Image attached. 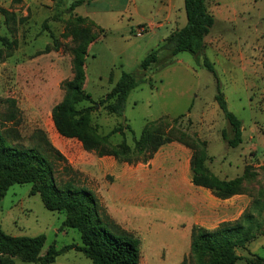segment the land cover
Listing matches in <instances>:
<instances>
[{
  "label": "rangeland",
  "instance_id": "rangeland-1",
  "mask_svg": "<svg viewBox=\"0 0 264 264\" xmlns=\"http://www.w3.org/2000/svg\"><path fill=\"white\" fill-rule=\"evenodd\" d=\"M71 1L0 0V36L12 41L10 47L0 41V124L17 130L18 136L9 140L22 147L34 145L33 133L43 131L64 158L56 162V180L73 178L90 189L114 222L139 238V264H180L189 253L188 227L195 207L185 189L191 150L172 140L147 162L130 164L86 151L53 126L50 112L62 96L61 81L72 77L75 42L61 36ZM206 3L214 24L204 37L205 54L216 77L202 64V57L197 62L189 52H179L170 64L159 69L152 64L145 71L151 85L146 81L131 89L120 115L97 106L91 122L99 134L121 125L124 139L132 146L133 135L139 136L148 122L162 117L171 121L183 114L174 132L185 130L206 140L208 167L222 174L224 165L225 177H242L244 211H252L263 228L264 0ZM71 14L84 17L83 26L96 36L87 48L83 82L93 99L108 91L123 70L139 71V61L186 21L183 0H83ZM137 31L141 35H135ZM216 80L228 110L242 122V141L234 148L221 137L222 129L229 135L230 129L214 100ZM9 100L15 104L16 123L5 121ZM122 138L116 132L110 141L118 143ZM29 190V183L8 187L0 199L2 229L11 235L43 234L42 252L50 244L56 248L79 244L78 231L62 227L64 212L48 210L39 194ZM250 252L264 256V235L254 237L246 249L237 247L241 257ZM13 264L35 263L15 259ZM50 264L91 261L70 249ZM186 264L194 263L188 259ZM237 264L247 263L242 259Z\"/></svg>",
  "mask_w": 264,
  "mask_h": 264
},
{
  "label": "trees",
  "instance_id": "trees-1",
  "mask_svg": "<svg viewBox=\"0 0 264 264\" xmlns=\"http://www.w3.org/2000/svg\"><path fill=\"white\" fill-rule=\"evenodd\" d=\"M82 2L72 0L69 3L66 12L70 15L64 20L61 32L62 37H71L75 46L71 50L72 77L61 81L62 96L50 112L57 133L65 138L76 139L84 150L93 151L97 156H112L130 164L147 162L162 144L175 140L191 150L189 166L193 185L206 188L221 199L243 193L242 177L224 179L210 170L206 164L209 159L206 140L185 130L178 134L174 132L177 120L183 114L171 121L162 117L148 122L139 136L133 135L132 146L124 139L121 125L105 134H99L91 122V113L97 106H102L108 113L120 115L131 89L146 81L151 85L145 71L152 64H157L158 69L170 64L179 52H189L197 62L202 57V64L216 77L214 66L205 54L204 37L214 24L206 0H183L185 23L170 32L157 48L150 50L139 61V71L123 70L111 88L97 99H93L83 88L87 48L96 36L83 26L86 22L84 17L71 14ZM1 11L6 13L4 9ZM56 16L59 18V15ZM0 41L8 47L12 44L5 36H0ZM53 41L56 47L57 40L54 38ZM216 81L214 100L230 129V135L222 129L221 137L227 146L234 148L242 141V122L228 110L224 94ZM9 102L11 108L5 121L16 123L15 104L13 100ZM126 128L132 132L129 125ZM116 132L123 138L118 143H112L110 136ZM15 136H18L17 130L4 128V124H0V199L10 185L29 183L30 194L38 193L48 210L64 212L62 227L76 229L80 243L60 248L50 244L42 252L45 242L43 234L11 235L0 225V264H13L15 259L27 263L50 264L59 254L70 249L81 252L90 259L91 264H139V238L114 222L90 189L75 182L73 178L56 180V162L64 158L43 131L38 129L33 133L36 142L28 147L13 144L9 138ZM262 198L264 202V194ZM261 227L255 221L252 211H244L237 220L223 222L211 230L193 225L190 230L189 253L180 264H186L188 259L193 260L194 264H237L238 259L242 258L247 264H264V256L249 253L241 257L236 253L237 247H244L257 235H264V226ZM255 229L258 231L255 232Z\"/></svg>",
  "mask_w": 264,
  "mask_h": 264
},
{
  "label": "crops",
  "instance_id": "crops-1",
  "mask_svg": "<svg viewBox=\"0 0 264 264\" xmlns=\"http://www.w3.org/2000/svg\"><path fill=\"white\" fill-rule=\"evenodd\" d=\"M228 163L229 162H227L226 166H229ZM222 168H224L222 174L213 170L211 167L210 170L220 178H233L228 176L225 177V173H227L228 170L226 167H224V165H222ZM188 172L185 189L188 191L187 193H190L188 196V201L193 204V206H195L192 213H190L191 222L190 226L188 227L189 229L186 228L189 231V235L193 225H199L209 230L215 229L223 222H233L237 220L244 212L246 203L242 197V194H234L225 199L218 198L214 196L208 189L193 185L190 181V170ZM111 211L112 210L110 209V214ZM201 213H204V215ZM185 234H187V231H185ZM250 241H248L242 248L246 249ZM238 255L241 256L240 254ZM242 259L244 260V258ZM242 259H238V261Z\"/></svg>",
  "mask_w": 264,
  "mask_h": 264
},
{
  "label": "built area",
  "instance_id": "built-area-1",
  "mask_svg": "<svg viewBox=\"0 0 264 264\" xmlns=\"http://www.w3.org/2000/svg\"><path fill=\"white\" fill-rule=\"evenodd\" d=\"M135 35H137V36L141 35V31H137V32L135 33Z\"/></svg>",
  "mask_w": 264,
  "mask_h": 264
}]
</instances>
